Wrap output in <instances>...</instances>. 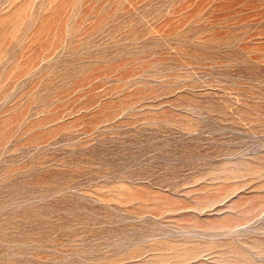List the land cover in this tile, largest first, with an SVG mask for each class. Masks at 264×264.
Returning <instances> with one entry per match:
<instances>
[{
    "label": "rangeland",
    "instance_id": "374dc122",
    "mask_svg": "<svg viewBox=\"0 0 264 264\" xmlns=\"http://www.w3.org/2000/svg\"><path fill=\"white\" fill-rule=\"evenodd\" d=\"M0 264H264V0H0Z\"/></svg>",
    "mask_w": 264,
    "mask_h": 264
}]
</instances>
